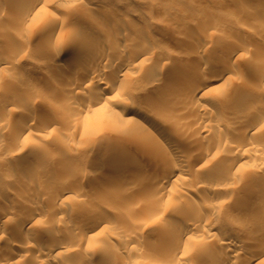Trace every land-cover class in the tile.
<instances>
[{
    "label": "rangeland",
    "instance_id": "374dc122",
    "mask_svg": "<svg viewBox=\"0 0 264 264\" xmlns=\"http://www.w3.org/2000/svg\"><path fill=\"white\" fill-rule=\"evenodd\" d=\"M17 1L18 0H0V60L3 61L4 64V66H0V119L5 120L7 118L6 120H8L9 123L5 125L4 128L0 129V138L8 141V146L11 148L13 144L10 140L12 136L11 133L15 128L14 126L20 121L23 111L28 109V107H34L36 109L34 120H32V125L34 126L32 129L35 130H32L34 138L37 140L41 138L37 136L36 132H41V126H43L46 120L51 121L52 127L55 130L53 129V133L45 138V144L42 141L43 145L52 149V151H62V159L59 160L60 162L63 160L61 162L63 164L59 162L61 166L65 165L64 163H79L82 168H84L83 170H85V173H88V178L84 180L75 177V182L77 181L76 184L79 189L75 191L77 193H70L71 197L65 199V203L62 201L63 203L60 205L56 202L54 206L61 210L63 209V211L65 209L64 212L67 214L76 213L80 206L84 204H88V206H97L100 212L103 209L102 213L106 212L113 218L115 217L121 229H116V225L109 224L103 227L105 229L101 233H98L101 231V227H94L92 232H96V235H93L91 239L83 238V241L78 243V245H71L72 243H69L70 249H73L70 250L66 248L68 243L65 239L52 237L50 232L59 231L76 234L80 233L82 228L76 225L72 220L70 223H63V221L59 223V221L57 222V220H53V218L42 219V214H37L34 219L37 220L39 224L37 226L41 228L38 231L42 234H40L41 241L39 245L41 247H60L61 252L60 257L49 256L46 258V261H50L51 263L63 262L66 264H104L107 253L109 254L113 251L111 250L113 249L112 247L116 248L121 246L120 254L109 264H166L167 262L163 256L164 254L160 255L162 254L160 251L162 249L161 244L167 240H164V235L160 234V227L162 225L183 227L186 225L184 222L186 221L185 218L189 220L192 218V216L189 215L191 212L185 215V207H178L179 205L175 203L179 200V196L182 198L188 197L192 200V204L189 205V207L194 204H200L201 208L203 207L209 211L207 209L209 206L210 212L212 211V214L215 213V215L219 217L220 227L215 229L218 233L214 238L208 236V232L206 231L207 227L203 224L204 222H201L200 227H197V229L190 230L188 232V239H186L187 246L185 245L188 248L187 252L184 256L182 255L180 259L178 257L171 259L170 264L171 262L173 264H211L212 259L210 257L215 258V256L217 257V255H220L221 247H219V241L225 236V231L231 230L236 232L239 231L240 228H244L248 231V234L239 232L238 241L242 244L244 243V246H247L237 257L233 258L232 264H246L251 252L254 253L257 247L264 246V121L262 120L252 125L247 123V131L243 134V138H241L243 142H253L252 144L257 148V152L250 154L252 155L251 158H249L250 156L246 157L249 155L247 152H245L247 155L244 154V152L240 154V151V153L231 152L232 143L236 145V141H232V143L229 141V145H227V143L225 144L222 138L219 139V137H212L207 140L200 139L202 140L200 141L198 138L201 136H195L201 133V129L198 131V129L201 128L200 125L209 124L212 129L225 131L230 128L233 129V127H231L233 124L235 126L239 125L236 120L245 115L253 113L264 114V81L262 82L258 78V73L264 72V62L260 64L261 58L258 57V54H260L259 50L261 49L260 52L264 51V2L261 0H48V2H46V8H44V11L38 14L36 18L34 17L30 20L21 21L13 11L14 7L18 5ZM243 2L250 5V8L252 7L251 10L254 9L258 15L255 12H253L256 14L255 17L253 14L250 15L249 12L252 11L248 9L249 15L243 16V7L241 6V4H244ZM36 3L32 4L35 11L39 6V3ZM56 15L69 16V18L72 17V22L78 26L75 27L77 29L79 27L84 28L87 25V27L107 28L113 31L114 34L120 31V33L118 32V39H101L102 42L111 43L113 47H116L115 49L117 52L120 51V53L123 54H136L141 50L140 48L143 44H147L156 47L154 52L156 50L157 55H160L161 52L166 53L168 56L173 54L171 59L168 60L170 62V64H168L169 66H166V64L163 69L158 67V65H162L163 63L160 61L162 63L159 64L160 62L157 60L159 59V55L157 56L154 54L157 57H154L155 59L152 57L153 59L151 58V60L147 61L146 65H149L144 68L145 72H143L144 69L138 68H133L131 70L134 76L138 77L137 79H139L140 85L143 83V85L147 86L144 88V86L141 85L143 89H139V85L134 87L136 93L145 101L144 105H148L150 109H152L150 107L152 101L157 100L160 103L161 100L158 99H161V97L163 98L164 93L166 94V92L172 91L173 87L171 83H173V80L175 82V79L178 78L181 81L189 82L190 78L194 76L195 69L200 70L204 68V76L213 78L219 77L220 72L215 71L211 65L203 67L200 66L196 60L200 55H208V57L212 58L214 64L218 63L220 61L219 53L223 49H220L221 47L219 48V45L221 46V38L227 37L235 43L243 41V44L245 43L244 45H247L245 46L247 49L241 51L243 55L234 58V60L227 63L228 65H225L228 66V81L230 83L228 81H221V83H219L223 86L221 85V88L219 87L220 90H218L216 97L218 98L220 95H225V97L227 96L231 99V102L229 101L230 103L222 104V106L213 100H205L213 108L220 109L222 112L219 111L224 114L225 117L221 120L209 115L201 117V114L191 110V113H187L186 122H183V131L178 134L180 140L176 142L182 146L184 152L188 154L187 156H192V158L196 157L198 154L203 156V159L196 162L192 166L193 168L190 167L191 171L188 170L186 172L187 174L185 173L184 176L188 178V180L191 178V181L197 175L194 181H202L204 179L202 182L205 185L203 184L202 187H198L196 184L193 185L194 183H192L193 186L181 192L183 193L181 196L177 195L176 197H170L169 200L166 198L164 202L156 203L153 206L151 203L147 202L149 201L150 185L148 186L145 180L134 179L133 182L131 180V183H123L128 181L129 178H127V175L134 171L128 168L129 165L134 162L142 163L145 166L147 165L149 169L153 167L151 169L152 171H155V167L158 169H156V171H160V164H158L157 160L150 154L151 151L156 149V147L154 148L156 145L152 144V138L143 136L141 139H138L140 133H136L137 131L131 132L130 128L127 127H123L121 129L123 132L118 135L112 134V131H115L114 129H106L100 132L93 131L90 132V134L83 130L85 133H82V128L80 129L79 127H77L78 129L75 128L76 131H74L73 128V130H71L70 127H67L70 132H73L68 133L69 131L65 124L61 125L60 119H58L59 117L54 116L56 107L53 106V103L55 104L58 102L57 98L54 97V92L56 90L55 85L61 82L60 78L63 76L59 64L68 62L69 65L71 58H74L72 51L75 50L78 41L76 35L71 32L72 29H70V26L69 28L67 26H62L61 30H57L55 34L53 33V36H50V32L47 30L48 28L46 29V26L52 22L53 18L55 19V17H58ZM111 15L117 17V19L115 18V22L113 21L114 24L110 22L111 19L109 18L113 17ZM259 15L260 17H258ZM107 22H110V24ZM120 22L123 24L125 23L124 25L126 26H123L121 23V26H123L121 27ZM130 22H133V24L135 23L134 25L137 28H134V25ZM126 23L130 26L127 27ZM123 31H126L124 33H133L136 31L134 33H136V35L138 34V38L140 37L142 39L139 38L140 40L136 43L133 41L129 42L128 40L122 42L123 38H121V36H123ZM203 34L207 35L210 41L209 46L204 50L200 49V44L198 43V38H201ZM22 36L29 38V44L27 45L28 49L25 53L19 52L18 48L20 47L18 45V38ZM207 36L204 37L208 39ZM82 44L84 43L82 42ZM84 45H89L90 47L95 46L89 42H85ZM188 48L191 49L189 50ZM181 50H183V52ZM186 50L190 52L193 50L194 52L192 51V54H190V52L188 51L189 53H187ZM196 50L197 54H195ZM177 51H181V54H183L180 61H178L179 59L177 56L175 57ZM184 51H186V54ZM253 54H255L256 58H254ZM173 58L175 59L173 60ZM156 62H158V65ZM152 63L155 64L156 67H154L155 65ZM109 64L110 63L106 62V66L100 71L101 74H99V78L102 81L99 87L104 86L113 79ZM150 64L152 65L150 66ZM172 68L173 70H170ZM149 81L155 83V90ZM14 82L16 85L13 84ZM227 85L229 87H226ZM244 87H247V90L257 89V92L260 90V95L258 93L242 94L245 89ZM236 94L239 96L237 97L238 99H236ZM113 95L122 96L123 94L116 90ZM13 100L19 101V106L11 104ZM205 101L204 103H206ZM161 104H163L162 101ZM21 106L22 108H20ZM117 107H122V105L115 106V108ZM58 108L72 109L71 106L66 104H61ZM164 109L166 110L165 107ZM166 113L165 115L161 113L162 116L160 115V118H163V116L164 118L160 120L169 124L174 122L175 124L171 116ZM235 123L238 124L236 125ZM59 124L63 129L59 128ZM196 125H199V128H197ZM235 126L234 128H236ZM259 126H261V128H259ZM64 127L67 131L64 130ZM58 129L61 130V132H59ZM97 133H99L104 140H113V143L116 139H118V141L127 140L129 145L125 144L124 147L126 152H129L128 158L130 156V158L126 160L127 162H123L118 166L111 164L110 161L107 160V155L105 153L103 155L96 151V147L94 146L97 145V142L102 141L97 140L95 143V139H92ZM91 136L93 137L91 138ZM62 137L67 140L69 139L68 141L71 144H63L65 141L63 140L62 144L65 148L59 145L60 142L57 143L58 141L55 139ZM189 138L192 141L190 143H188ZM92 140L93 144L91 143ZM65 142L68 143L67 141ZM207 143L213 147L209 152H207V148H209ZM118 145L117 143L115 144L116 149L120 147ZM1 147L0 175L6 176H1L3 180L0 178V185L3 181V186H0V191L3 188L10 187L9 190L13 193L15 198L17 197L19 199L20 196V199L37 202L42 207L46 206L48 203L47 199L42 200L41 197L35 196L34 193H30L23 185L16 186L15 183L13 184L12 179H9V176H7V174H9L8 171H11L13 168H23L26 165V167H30L31 165H37V163L39 165V162L32 156V159H30L31 157L27 159L25 157V154L31 147L25 146L26 149H22V152L19 151L24 154L16 153V155H14L16 159H18L16 161H13L5 145ZM229 148L231 149L229 150ZM79 149L80 156L74 155L73 158L69 157L68 153H74ZM160 149V151H165V148ZM217 151L219 152L217 153ZM259 152L260 154L258 155ZM28 153H30V151ZM66 153L67 155H64ZM164 153H166V151ZM226 153L230 156H227ZM256 154L259 156L260 160ZM210 155L213 156L214 159ZM233 155L237 158L239 157L238 160L243 163L237 165V167L234 164L231 165V158ZM192 158L190 159L192 160ZM204 159L208 160L203 162ZM220 159L222 160L220 161ZM244 159H247V161L245 162ZM201 163H204L203 168ZM206 164H208V166ZM259 164H261L260 168ZM40 169H38V171ZM40 175V178H42L41 180L46 178H43L44 175H42V173ZM30 181L32 182L33 180ZM6 182L8 184H6ZM44 185L48 186V182H45ZM225 186H230L233 190L230 193L231 195L225 194L224 192H222V195L221 190ZM233 188L236 189L234 190ZM214 189H221L217 192V195L220 193L218 196V201H220L208 202L207 199L205 200L204 198L208 193L214 191ZM15 192L17 194H15ZM233 192L235 193L233 194ZM13 195L10 199H13ZM1 203L2 201H0V205ZM214 203H216L215 205L217 207ZM19 212L20 211L17 209L14 216L16 220L15 218L12 219V224L8 222L6 225L5 223L7 222L3 223L2 219L0 220V225L5 224L8 228L14 226V223L17 222L18 214H21ZM188 216L191 217L188 218ZM138 221L141 222V232H139L140 235H136L134 240L143 245L141 251L130 249L133 237L126 234L121 228L135 224V222ZM99 228L100 230L98 231ZM38 231L35 233L38 234ZM23 234L24 235L19 237L16 233L12 234L9 229H7L4 234L2 233V235H0V254L10 248L16 249L18 247H24L23 244L25 240L23 239L26 236H32L33 232L30 233L29 231L28 233L27 231ZM26 258L27 256L23 257V259H25L23 264H28L29 261L26 260ZM254 264H264V256L259 257Z\"/></svg>",
    "mask_w": 264,
    "mask_h": 264
},
{
    "label": "bare ground",
    "instance_id": "6f19581e",
    "mask_svg": "<svg viewBox=\"0 0 264 264\" xmlns=\"http://www.w3.org/2000/svg\"><path fill=\"white\" fill-rule=\"evenodd\" d=\"M261 1L264 2V0H261ZM17 2H18V5L15 6L14 10H13L14 14L16 16H18L21 21H26L27 19L30 20V19H33L34 17L36 18L38 14L42 13V11H44V8H46V2H48V0H18ZM36 2L39 3V6H38L37 10L35 11L34 6L32 4H34ZM243 3L244 4H241V6L243 7V11H242L243 14L242 15L246 16L247 14L249 15V13H250V15L253 14V16L255 17L257 13L254 11V9L251 10L252 7L250 8V5H248L246 2H243ZM248 9L252 12H249ZM37 11H39V12H37ZM253 12H255L256 14ZM56 16H58V15H56ZM111 16H113V15H111ZM258 17H260V15ZM115 18L117 19L116 16L109 18V19H111L110 20L111 24H114ZM53 19H52V22L51 23L49 22L50 24L48 26H46V29L48 28L47 30H49V32H50V36L51 35L53 36V33L55 34V32L57 30H59V29L61 30L62 26H64V27L67 26L68 28L70 26V29H72L71 32H73L76 35V38L78 41V45L76 46L75 50L72 51L74 58H71L69 65H68V62L67 63L64 62V63L59 64L60 70H62L61 74L63 76L60 78L61 82L57 83L55 85L56 90L54 92V97L57 98L58 102L55 104L53 103V106L56 107V109H55L56 113L54 114V116L59 117L58 119H60L61 125L65 124L66 128L70 127L71 130L74 129V131H76L75 128L79 127L80 129L82 128L81 129L82 131L84 130L86 133L88 132L89 134H90V132H93V131L94 132H98V131L100 132V131H103L106 129H114L115 131H112L113 135H118V134L122 133L123 131H121V129L123 127H127V128H130L131 132L137 131L136 133H140L138 139H141V137H143V136H145V137L149 136L150 138H152V144L156 145V146H154V148L156 147V149L153 151L150 150L151 151L150 154H151V156H153L155 158V160H157V163L160 164V167H161L159 169L160 171H156V169H157L156 167H155V171H152L151 169L153 167L151 169H149L147 167V165L145 166L142 163L134 162L133 164L129 165V167L127 166L128 168L133 169L134 171L127 175L128 176L127 178H129L128 181H125V179H124L125 182H123V179H122V182L125 184H128L129 182L131 183V180L133 182L134 179L145 180L146 183L148 184V186L150 185L149 198H148L149 201H147V202L151 203V205H153V206L156 203L164 202V199H166V198H167V200H169L170 197H174V196L176 197L177 195L181 196L183 194L181 192H184L185 189H187L189 187L191 188V186H193L195 184L198 187H202L204 184L202 181L204 179L202 181L201 180L200 181H194V180H196L195 179L197 176L196 175L195 178L194 179L192 178L193 180L190 181L191 178H189V180H188V178H186L184 176V174L188 170L191 171L190 167H192L196 162L203 159V156L202 155L200 156L199 154H198L199 156L197 155L196 157H193V158H192V156H187L188 154H186V152H184V149H182V146L179 143L177 144V142H176L177 140H180V138H178V134H180L183 131L182 126L186 122L185 120L187 119V113L188 112L191 113V110L196 111L198 114H201L202 115L201 117H206L207 115H209V116H213L214 118H216L218 120H221L223 117H225V115L221 113L222 111L220 109L213 108L205 100L206 99L213 100L216 103H218L219 105L231 102V99L228 98L227 96L225 97V95H222V96L220 95V97H218V98L216 97V95L218 94V90H220V88H221L220 86L222 85V84L220 85L219 83H221V81L222 82L228 81V78H229L228 69H227L228 66H225V65L227 63H229V61L234 60V58H237L238 56L243 55L241 53V51L247 49L245 47L247 45H244L245 43L243 44V41L235 43V42H232V40H229V38H227V37L221 38V42H220L221 46L219 45V48L221 47L220 49H222V48L223 49L219 53L220 54V61L218 63L214 64V61L212 60V58L208 57V55H200L199 54L200 55L199 58L197 60L195 59L196 61H198L197 63L200 66H203V67L206 66L207 67V66L211 65L215 71L220 72L219 77H217V78L207 77V76H204V71H205V70H203L204 68L200 69V70L195 69L194 70V76L192 78H190L189 82L181 81L178 78H176L177 80L175 79V82L173 80V83H171V85L173 87L172 88L173 92L172 91H170V92L164 91V92H166V94L163 92L164 97L163 98L161 97V99L160 98L158 99V100H161L163 104H161V101L159 103V101L154 100V101H152V104L150 105V107L152 109H150L148 107V105L147 106L144 105L145 101H143L140 98L139 94L136 93V89L134 87V86L139 85L140 86V87L138 86L139 89H143L142 88L143 86H144V88H146L147 86L143 85V83L141 84L143 86H141L139 79H137L138 77L134 76V73L131 70L133 68L144 69L146 66L148 67L149 64L146 65L147 61L151 60L152 57L154 58V57H157L159 55V54L157 55L156 50L154 52V49L156 47L149 46L147 44H143V46L140 48L141 50L138 51V53H136V54L135 53L123 54V53H120V51H118L119 52L118 53L115 49L116 47H113V45L111 43H107L104 41L102 42L101 39H105V40L118 39V37H119L118 32L120 33V31L116 30L118 32L114 34L113 31H111L110 29H107V28H103V27L94 28L93 26L87 27V25L84 28L79 27L77 29V28H75L77 25H75L72 22V17L69 18V16H61L60 15L58 17H55L54 20ZM110 22H107V23L110 24ZM262 22H263V20H262ZM121 23L122 22H120V26L123 24V23L122 24ZM130 23L133 24V22H130ZM124 24H123V26H126ZM123 26H121V27H123ZM129 26L130 25L127 24V27H129ZM134 28H137V27H135V25H134ZM124 32H126V31H123V33ZM134 32H136V31H134ZM134 32L133 33L128 32V33H124V34L122 33L123 36H121L119 34L121 36V38H123V40L121 39L122 42L125 40H128L129 42L133 41L136 43L140 39H142L140 37H139L140 38L139 39L138 38L139 35L137 34L138 35L137 36L136 33H134ZM204 36H207V35L203 34L201 36V38L197 37L199 40L198 43L200 44L199 45L200 49H202V50H204L210 44L208 36H207L208 39H206ZM263 39H264V36H263ZM18 42H19L18 45L20 46V47H18L19 52H21V53L27 52L26 50L28 49L27 45L29 44V38L23 37V36L19 37ZM82 42L84 44H85V42H89L90 44H93L95 46L90 47L89 45L82 44ZM86 44H88V43H86ZM111 45H112V47H111ZM193 50H194V48H193ZM181 51L183 52V50H181ZM181 51L180 52L177 51V53H176L177 55L175 54V57L177 56L179 59V60L177 59L178 61H180V58H182V55H183V54H181ZM186 51H184L185 54H186ZM188 51H187V53L190 52V51L189 52ZM192 51L190 52V54H192ZM260 51H261V49L259 50L260 54L256 53V51H254V52L256 54H258L259 58H261L260 64H262L264 62V53H263L264 51H262V52H260ZM262 53H263V55H262ZM110 54L111 55L114 54V55L111 56ZM154 54H156L157 56ZM195 54H197V50H196ZM171 56H168V55H166V53L161 52V54L159 55V59H157V60H159L158 62L162 61L163 63L160 62L159 64L162 63V65H158V62H156L158 67L163 69L165 67L164 65L167 64L166 66H169L168 64H170V62L168 60L171 59ZM253 56H254V58H256L255 54H253ZM261 56H263V57H261ZM174 59L175 58H173V60ZM106 62L110 63L109 66H110L112 74H113V79L110 80L109 82H107L104 86L99 87V85L101 84V81H102L99 78V74H101L100 73L101 69H103L106 66L105 65ZM152 64H150V66ZM153 65H155V64H153ZM0 66H4L3 61H1V60H0ZM154 67H156V65ZM172 67H173V65H172ZM160 68H159V70H160ZM174 69H175V66H174ZM146 70H148V69H146ZM170 70H173V68ZM231 70H233V69H231ZM155 71H157V70H155ZM143 72H145V69ZM258 78L260 81L263 82L264 81V72L258 73ZM219 79H221V80H219ZM218 81H220V82H218ZM216 82H218V83H216ZM150 83L155 90V86H154L155 83H153V81ZM13 84L16 85L15 82ZM226 87H229V86L227 85ZM244 88L245 89L242 92V94L243 93H245V94L246 93H251V94L252 93H258L259 94V92H260V90H259V92H257L258 91L257 89L251 90L250 87H249L250 90H247L246 89L247 87H244ZM116 90H118V92L122 93L123 95L122 96L113 95V93L116 92ZM227 90H228V88H227ZM263 95H264V93H263ZM237 97H239V96H237V94H236V99H238ZM204 101L206 103H204ZM18 102L19 101H17V100H13V102L11 104H13L15 106H19ZM61 104H66L68 106H71L72 109L68 110L66 108H64V109L58 108V106H61ZM117 105L118 106L122 105V107L115 108V106H117ZM164 107L166 108V110L164 109ZM20 108H22V106ZM35 112H36V109L34 107H28V109L23 111L20 121L14 126L15 128L13 127L14 128V131L12 132L13 134L11 133L12 136H11L10 141H12L13 146L11 145V148H10V146H8L9 142L3 138H0V147L2 145L3 146L5 145L6 147L8 146L7 151L12 156L13 161L18 160V159H16V156H14V155H16V153L19 154L20 153L19 151H21V152L23 151L22 149H26V147H29V148L31 147L32 150L29 149L30 153H28L29 151L27 152L25 150L28 153V154L27 153L25 154V157L27 159V158H30L32 156L33 158H35V160H37V162H39V165L37 163V165H33V166L31 165L30 167H26L27 166L26 165L23 168L22 167H20V168L17 167L15 169L13 168L11 171H8L9 174H7V176H9L8 177L9 179H12L13 184L15 183L16 186H18V185L22 186L23 185L24 187L27 188V190L30 193L31 192L34 193L35 196L41 197L42 200L47 199L48 203L46 204V206L42 207L37 202H32L31 200H26V199H24V200L20 199V196H19V199L17 197L15 198L13 193H11V191L9 190L10 187L1 189L0 201H2V203L0 205V207H1L0 208L1 209L0 210V220L3 219V223L7 222V223H5L6 225L8 224V222L10 224H12L11 220L14 218L16 220V217H14V216L16 214L15 212L17 211V209L20 211L19 213H21V214H18L19 216L17 217V222L16 223L13 222L15 225L11 227L12 229L8 228V226H5V224L0 225V235H2V233L4 234V232H6L7 229H9V231H11L12 234L13 233L18 234L19 237L24 235L23 233L27 232V231H28V233H29V231H30V233L33 232V234H32V236H26L23 239V240H25L24 241L25 243L23 244L24 247H18L16 249H12L9 247L10 249L7 248L9 250L3 251L0 254V264H23L25 262V259H23V257H25V256H27V258H28V259L26 258V260L29 261V262L27 261L28 264H66L63 262L62 263L61 262L51 263L50 261H48V262L46 261L47 260L46 258H48L49 256L50 257L51 256H54V257L59 256L60 257L61 252H60V247H58V248L57 247H55V248L41 247L39 245L40 241H41V238H40L41 233L38 230L41 228H39L37 226L39 224L37 223V220L34 218L37 214H40V213L42 214V216H41L42 219L53 218V220H57V222L59 221V223H61V221H63V223L64 222L70 223L72 220V221H74V223L76 225H78L79 227L82 228L81 232L76 233V234L75 233L74 234L63 233V232H59V231L58 232L57 231L56 232L55 231L50 232V235L52 237L65 239L68 243V245L66 244L67 245L66 248H68V249H70L69 243H72L71 245H74V244L78 245V243L83 241L82 240L83 238L91 239V237H93V235H96L95 234L96 232L95 233L92 232L94 227H101V231L98 233H101L105 229L103 227L106 225H109V224L116 225V229L118 228L119 230H121L116 218L114 217L115 218L114 219L112 216H110L106 212L102 213L103 209L100 212V209H97V206H90V205L88 206V204H86V205L84 204V205L80 206L79 210H77L76 213H73V214L72 213L67 214L64 212L65 209L63 211V209L61 210L60 208H57L56 206H54V203L56 204V202H58L61 205L65 201V199H67L68 197H71L70 193H72V192L77 193L75 191H78L79 189L77 188V184H76L77 181L75 182V177L76 178L79 177L82 180H84L85 178L86 179L88 178L87 177L88 173L87 174L85 173V170H83L84 168H82V166L79 163H75V162L74 163L71 162L69 164L64 163L65 165L61 166L60 163L63 160L61 162L59 160L62 159L61 158L62 157V155H61L62 151H58V152L52 151V149H49L45 145H43V143L45 142V138H47L48 135L50 136V134L53 133L54 128L52 127L51 121L46 120V122L43 123V126H41V132L40 133L36 132L37 136L41 137L38 139L39 141L34 138V136L32 134V130H34V129H32V127H34L32 125V123H33L32 120H34L33 118H34ZM161 113H162V115H165V113L167 115L169 114V116H171V119H173V121H175V124H174V122L169 124V123H165L163 120H160V119L164 118V116H163V118H160L162 116ZM260 114L259 113H256V114L253 113V114L245 115L242 118L236 120V122H238L239 125H237L238 123H235L237 125V126H235L232 123L233 126H231V127H233V129L230 128L229 130L227 129L225 131L212 129L209 126V124L200 125L201 128L198 127L199 125H196L197 128H199L198 131H200V129H201V131H200L201 133L195 137H198L200 135L201 137L198 138L199 140L200 139H206L207 140L208 138L219 137V139L222 138V141L225 144L227 143V145H229V143H228L229 141H231V143H232V141H236L237 142L236 145H235V143H234V145L232 143V147H231L232 149L229 148V150L231 149V152L233 151L236 153H238L240 151L241 152V153L239 152L240 154H243L242 152H244V154H246V155L248 153L249 155L246 157L250 156L249 158H251L252 155H250V154L257 152V148L252 144L253 142L252 143L245 142V141L243 142L241 140V138H243L242 137L243 134L247 131V128H246L247 123H250L252 125V124H255V123L260 122L262 120L264 121V114L263 115L262 114L260 115ZM166 116H165V118H166ZM169 116H167V117H169ZM5 120L0 119V129L4 128L5 125L9 124L8 120H6L7 123ZM15 122H16V120H15ZM59 126H60V124H59ZM234 126L236 128H234ZM35 127H37V126H35ZM59 128H62V127L60 126ZM66 128L64 130H66ZM259 128H261V126H259ZM67 130H68V128H67ZM58 131L61 132V130H59V129H58ZM68 131H69L68 133L72 132V131L70 132V130H68ZM84 131L82 133H85ZM55 132H57V131H55ZM64 133H67V132H64ZM99 136H100L99 133H97V135L94 136L95 138L93 136H91V138L93 137L92 138L93 140L95 139V143L97 142V140H102V141L97 142L96 143L97 145L94 146V147H96V149H95L96 151L100 152L103 155L105 153L107 155V160L110 161L111 164L118 166L119 164H121L123 162H127L126 160L130 158V156L128 158L129 152H126V149H124L125 144L129 145V142L127 140L124 139V140L118 141V139H116L115 142L117 144H119L118 146H120V147H118V149H116V146H115L116 143L115 142L113 143L112 142L113 140H111V139L110 140H104V138H102L101 136L99 137ZM62 138H64V137H62ZM62 138H58L60 141L58 139H55L56 141H58L57 143L60 142L59 145L63 146V144H67V145L71 144L68 141L69 139L67 140L66 138H64V139H62ZM190 138L188 139V141H189L188 143L192 142L190 140ZM63 140L67 141L68 143H66L64 141V143L62 144ZM93 140L91 141V143L93 142ZM42 141H43V143H42ZM200 141H202V140H200ZM219 141H221V140H219ZM223 142H221V143H223ZM207 145H208V143H207ZM222 145H220V146H222ZM227 145H225V146H227ZM208 146H209V148H207L208 149L207 152H209L210 150L213 149V147L211 145H208ZM160 148H165L166 153H164L165 151H160L161 150ZM149 149H151V148H149ZM216 149H218V148H216ZM219 151H220V148H219ZM219 151H217V153ZM79 152H80V149L78 151H75L74 153L71 152L68 154H69V157L73 158L74 155L80 156ZM245 152H247V153H245ZM20 154H24V153H20ZM259 154H260V152L258 153V155ZM64 155H67V153ZM235 155H233V157L231 158L232 159L231 165L234 164L237 167V165H241L243 162L239 161L238 160L239 157L237 158V157H235ZM227 156H230V155L227 154ZM21 157H22V155H21ZM32 157L30 159H32ZM211 157H213V156H211ZM254 157H256V156H254ZM12 158H11V160H12ZM190 158H192V160ZM222 158H223V156H222ZM258 158H259V156H258ZM26 159H24V160H26ZM213 159H214V157H213ZM207 160L208 159H204L203 162L207 161ZM221 160L222 159H220V161ZM259 160H260V158H259ZM244 161L246 162L247 159L246 160L244 159ZM11 163H13V162H11ZM11 163H9V164H11ZM57 164H59V165H57ZM61 164H63V163H61ZM210 164H211V161H210ZM201 165L203 168L204 163H201ZM206 165L208 166V164H206ZM260 166H261V164H259V168H260ZM57 167H58V169H57ZM38 169H40V170L38 171ZM41 173H42V175H44L43 178L46 177L45 179H43L46 181L41 180L42 179V178H40ZM1 176H2V174L0 175V178H1ZM5 176L3 175L2 177H5ZM1 179L3 180V178H1ZM90 179H92V178H90ZM30 180H33V181L31 182ZM7 182H6V184H8ZM28 182H30V183H28ZM45 182H48V186L44 185ZM2 183H3V181H2ZM2 183H1V185L3 186ZM22 183H24V184H22ZM192 183H194V184L192 185ZM49 184H50V186H49ZM16 186H15V188H16ZM220 190L214 189V191H212L211 193H208L204 199L205 200L207 199L208 202L218 201V198H219L218 196L220 193L217 195V192ZM232 191L233 190L230 188V186L229 187L225 186L221 190V193L224 192L225 194L231 195L230 193ZM179 193H181V194H179ZM234 193L235 192H233V194ZM15 194H17V193L15 192ZM12 195L14 197H13V199H10L12 197ZM222 195H223V193H222ZM30 196H31V194H30ZM225 196H227V195H225ZM178 198H179V200L176 201L175 203L177 205H179L178 207H182V206L185 207V213H186L185 215H187L188 212H191V214H189V215H191L192 218L190 220L185 218L186 221H184V222L186 223V225L183 227H181V226L176 227L174 225H165V226L162 225L160 227V234H163L164 235L163 239L167 240L165 242L163 241L165 244L164 243L161 244L162 249L160 252L162 254H160V255L164 254L163 256L165 257L166 262L169 264H170L171 259H174L175 257H178L180 259L182 257V255L184 256V254L188 250V248L186 247L187 246L186 245V239H188V236H189L188 232L190 230L197 229V227H200L201 222H204L203 224L207 227L206 231L208 232V236L211 238H214L217 235L218 232L215 229H217V227H220L219 226V223H220L219 217H217L215 215V213L212 214V211L210 212L209 206L207 208L209 211H207L203 207L201 208L200 204H198L199 206L194 204L193 206L189 207V205L192 204V200H190L188 197L182 198V197L178 196ZM215 204L216 203H214V205ZM211 208H213V207H211ZM191 216H188V218H190ZM75 224H73V225H75ZM140 226H141V222L138 221V222H135V224H131L130 226L121 227L122 231H124L126 234L131 235L133 237L131 240L130 249H133L135 251L136 250L141 251L142 246H143L140 242L134 240L136 238V235H140L139 234V232H141ZM99 230H100V228L98 229V231ZM37 231H38L39 235L35 233ZM225 232H226L225 236L222 237L219 241V247H221L220 255H217V257L214 255L215 258L210 257L212 259V261L210 259V261L212 262L211 264H232L233 258L237 257L244 250V248L247 246V245L244 246L243 245L244 243L242 244L241 242L238 241L239 232L242 234L243 233L248 234V231H246L244 228H240L239 231H236L238 233H236L235 231H231V230H226ZM243 242H244V240H243ZM112 248L113 249H111V250H113V251L109 254L107 253V255L104 259V264H109L110 262H112L117 257V255L120 254L121 246H118L116 248L112 247ZM70 250H73V249H70ZM261 256H264V246L257 247L254 253L251 252V254L249 255V257L247 259L246 264H254L255 261H257V259ZM171 264H173V263L171 262ZM197 264H200V263H197Z\"/></svg>",
    "mask_w": 264,
    "mask_h": 264
}]
</instances>
